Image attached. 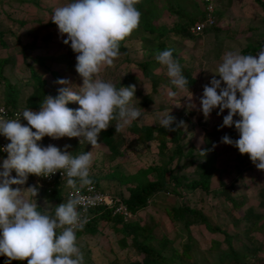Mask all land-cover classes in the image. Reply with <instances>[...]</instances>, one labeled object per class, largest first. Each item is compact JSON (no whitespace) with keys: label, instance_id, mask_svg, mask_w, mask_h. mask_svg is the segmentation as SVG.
<instances>
[{"label":"rangeland","instance_id":"374dc122","mask_svg":"<svg viewBox=\"0 0 264 264\" xmlns=\"http://www.w3.org/2000/svg\"><path fill=\"white\" fill-rule=\"evenodd\" d=\"M179 1L186 7L189 3L188 0ZM151 3L153 5L155 3L156 8H161L156 23L160 20L169 22L175 19L174 15L167 16V12L162 9V0H154V2L151 0L150 5L147 1L144 2V6L152 7ZM7 4L8 6L4 7L7 8V15L0 11V30H11L12 28L7 24L18 26L17 33H20L22 38L19 42H15L14 36L4 32L5 35L2 36L6 46L0 45V57L6 53L12 59L4 66L3 75L10 83L16 84L15 104L19 113H22L25 109H29L25 108L27 97L36 87L27 69V66L31 65V55L38 53L45 60V66L41 68L36 64L32 66L44 77V87L52 91L50 74L45 69L48 68L54 73H67L62 70L64 64H58L54 59L62 55L76 61L77 54L73 52L70 44L63 43L67 37L60 35L57 25L54 27L53 23L44 26L46 21H51L54 10L63 6L60 0H37V4L33 3V0H9ZM24 6H27L29 11H23L21 7ZM217 8L216 26L205 32L202 37L191 40L190 48L184 49V56L181 52L175 54L182 59L179 61L180 65L181 63L190 65L188 69L191 79H195V76H192L194 69L196 73L202 70L195 86L194 84L188 86L193 94L191 101L187 97L190 95L187 88L181 90L170 83L166 66L163 69L146 68L149 75L143 74L141 68L137 66L146 55L139 47L140 40H125L123 45L128 48V55L118 56L113 66L102 68L96 78L111 82L117 88L119 84L125 87L135 85V97L131 104L140 109L142 116L118 134L116 130L109 133L107 137L111 142L106 141L100 133L96 146L78 142L73 152L75 156L91 151L93 163L90 178H93L102 190L124 197L128 194L126 190L128 187L144 182V178L156 177L157 171L145 172L149 166H159L170 171L172 175L184 176L185 179H197L200 177V172L194 170L193 164L197 161L204 163L213 155L211 165L215 171L209 179V192L198 188L192 190L179 186L173 188L172 182L169 181V186L165 188L167 191L157 194L155 199L140 212V219L143 220L148 231L135 237L125 234L120 225L113 223L112 220L97 219L90 226L84 227L81 231L83 235L77 239V244L84 254V264L134 263L143 257L142 251L137 246L139 243L162 250L163 254H168L170 249H176L180 253L183 245H186L187 249L181 255L185 264H212L219 248L225 247L222 242L225 234L229 235L230 244L238 253L244 251L246 247L249 249L258 247L255 256L248 259L249 263L264 264V171L255 167L248 154L241 155L236 147L221 142V138L226 135L229 128H220L228 110L217 115L219 110L216 108L205 120L203 113L199 111L200 97H197L203 92L205 84L210 86L213 72L221 63L224 53L239 51L242 54L241 52L245 51L244 46L253 47L264 40V12L253 0H217ZM187 10L194 12L189 8ZM14 16L20 17L21 23H13L9 19ZM260 26L262 28H258ZM32 28L38 37L30 34ZM42 30L44 32L54 30L58 38L45 42V39L39 38L43 36ZM29 43H33L35 47L21 49L23 44ZM167 43H172L173 50L179 52L176 41L171 39ZM184 46L187 47L188 44ZM261 48H264L263 43L259 44L256 51L253 50L247 55H256ZM22 55L26 56L28 65L23 62ZM67 77L73 80L72 75ZM216 78L219 79L218 76ZM82 83L80 78L77 91ZM169 91L175 92L176 95L170 96ZM3 97L4 88L0 81V102H3ZM33 100L38 101V98L35 97ZM189 103L194 104L195 107L190 108ZM79 107L78 103L71 105L73 109ZM167 112L175 117L172 127L177 128V131L160 134L156 128L161 127L160 118ZM181 121L184 122L183 125L177 127ZM20 122L27 121L21 116ZM233 137H230L233 141L239 139V135ZM161 141L164 143L163 147L159 144ZM179 145L181 151H175ZM212 145H216V149L206 151L205 155L199 151L202 148L210 149ZM187 150H191L190 154L186 153ZM218 171L219 177L216 175ZM164 175L167 178L166 172ZM230 198L234 204L230 202ZM179 203H186L195 208L210 224L218 226L220 230L211 231L205 228L204 224L195 223L189 228L192 238L186 239L181 225L170 220L169 208ZM149 219L152 221L151 226H148ZM253 221L255 227L249 229L248 223ZM147 233L150 235L148 239ZM166 240L167 248L162 249L161 244ZM214 241L220 242L216 249L213 245Z\"/></svg>","mask_w":264,"mask_h":264},{"label":"clouds","instance_id":"9594fccd","mask_svg":"<svg viewBox=\"0 0 264 264\" xmlns=\"http://www.w3.org/2000/svg\"><path fill=\"white\" fill-rule=\"evenodd\" d=\"M139 3L140 0H70L52 13L51 21L60 35L67 37L63 43L70 44L77 54L75 70L83 83L77 91L68 79H57L54 83L62 85L58 94L45 96L38 110L25 109L14 119L0 115V134L10 141L2 149L8 155L0 166V256L7 257L5 264L13 260H27V264H84L76 233L88 223L87 215H82L87 207L81 192L93 184L92 152L74 156L55 145L41 147L37 142L45 136L68 137L94 147L99 134L113 120L118 133L142 116L140 109L131 104L135 85L117 88L96 78L102 68L113 66L121 42L138 28ZM155 59L166 66L172 85L189 91V82L173 59L172 50L158 52ZM213 73L210 86H203L199 111L207 120L214 109L219 108L217 115L227 109L220 128L234 125L239 139L233 141L224 135L221 142L236 147L241 155L248 154L255 167L264 171V48L256 55L228 51ZM169 95L176 93L169 91ZM192 95L190 92L187 96L189 101ZM70 103L80 107L70 108ZM189 107L195 105L189 103ZM0 113L4 109L0 108ZM21 116L27 126L20 122ZM235 116L239 119L234 120ZM174 122L170 112L159 121L168 132L177 131L172 127ZM183 123L179 122L177 127ZM206 151L200 150L203 155ZM57 172L72 191L63 203L55 206L54 213L38 210L37 200H32L38 195L36 186L12 187L25 185L29 174L50 178Z\"/></svg>","mask_w":264,"mask_h":264},{"label":"trees","instance_id":"16d2710c","mask_svg":"<svg viewBox=\"0 0 264 264\" xmlns=\"http://www.w3.org/2000/svg\"><path fill=\"white\" fill-rule=\"evenodd\" d=\"M70 1V0H69ZM150 1L151 0H140V3L136 5L138 10L141 12V19L140 23L137 29H135L129 37H127L125 40L128 39H139L140 40V48L144 51L145 59L137 63V66L141 68V71L143 74L149 75L148 71L146 68L152 69L154 68V64L158 63L155 59V55L158 52H162L164 50H172V56L173 59L178 61H182L179 57H177L174 53V46L172 43H167L168 40L173 39L174 41H183V40H194L198 37H201L205 32L209 31L211 28H214L216 26L217 22V14H218V8H217V0H214L215 2V8H214V18L215 22L212 26L205 28L202 30L200 33H193L190 31V26L193 24L194 21L200 20L203 18V0H188L189 3L187 4V7L182 5L179 0H162V9L167 12V16L174 15L175 19L172 21H158V17L160 14V7L156 8L155 3L154 5L151 3L152 7H145L144 2ZM264 12V0H253ZM154 2V0H153ZM33 3L37 4V0H33ZM68 3V0H60L61 5H65ZM191 9L194 12H190L187 9ZM264 32V30H263ZM49 35L46 34V37L43 39L48 38ZM3 36L0 33V45L1 46H6V42L4 39H2ZM122 41L120 44V49H119V56L120 55H125L127 56V47H125ZM261 44H264V40L260 42ZM260 43L255 44L253 47H245V51H248L249 54L251 51H256L258 49V46ZM35 46L33 43L29 44H23L21 46V49H33ZM150 55H153L154 58H150ZM10 55H7L6 57H0V81L2 82V86L4 88V97H3V102H0V106L4 107L5 109V114L6 118L9 119H14L16 118V114L19 113L20 111L17 110L15 100L17 97V90H16V84L10 83L8 79L3 75V68L6 65V63H9L12 61ZM23 56V62L28 63L26 56ZM31 65L27 64L28 66V74L30 79H33L36 83V87L33 90V92L27 97V102L25 108L29 109H39L41 102L44 100V97L48 94L53 97H55L58 93L51 91V90H46L45 89V80L42 78L40 73H38V70L35 69L32 65L36 64L37 67L41 68L45 66L44 59L42 56L37 54L31 55ZM56 63H61L64 64V67L62 70L66 71L67 73L71 74L74 79L79 80L81 77L75 70V65L76 61L72 60L71 58H68V56H62L58 55V58L54 59ZM30 63V62H29ZM181 70L182 74L187 78L189 82V87L194 83V80L191 79L190 77V72L189 70L187 71V65L185 63H181ZM156 68V67H155ZM47 69V68H46ZM151 71V70H150ZM154 85V83H153ZM121 85L119 84L118 87ZM154 90H152L153 92ZM37 97L38 101H34L33 99ZM68 107L71 108V103L67 105ZM23 125L27 126V122H21ZM112 125L109 126L107 130H103L101 135L104 137L106 141L111 142L107 135L111 132L115 131V120H113ZM174 126V125H173ZM150 128V127H149ZM35 131V129L33 130ZM156 131H158L160 134H165L168 131L163 128V127H157ZM118 134V133H117ZM178 135V132H176ZM119 137V135H117ZM121 138V137H119ZM5 137L0 134V143L5 142ZM122 140V139H121ZM79 142V138H68V137H63L60 139H52L50 137L45 136L41 141H38L37 143L41 147H46L47 143L48 145L53 143V145L57 146L58 148L61 149V151L67 150L69 153H73L74 150L76 149L77 145ZM161 141L159 144L160 146H164V143ZM68 145L67 149H65V146ZM179 148H177L175 151H181ZM212 148V147H211ZM210 148V149H211ZM200 150H207V148H203ZM199 150V151H200ZM208 151V150H207ZM211 151V150H210ZM189 152V153H188ZM190 151H186V153L190 154ZM181 153V152H179ZM185 153V154H186ZM213 155L209 157L206 162L202 163L200 161H197L193 164L194 170L197 172H200V177L197 179H185L184 176L176 175V174H171L170 171L164 170L159 166L152 165L147 167L145 169V172L147 171H157L156 177L154 179H147L144 178V182L142 183H137L136 185H133L132 187H128L126 190L128 192L127 196L124 197L123 195H118V194H113L119 196L123 202L126 204L128 209L132 212H139L138 215L133 218L130 221L123 222L121 219L117 217H110L108 211H103L101 214L95 216V218L92 219L90 223L87 224V226H90L94 221L97 219H102V220H112L113 223H117L120 225L121 230L125 234H130L133 237L137 235H141L145 232L148 231L147 227H145V224L142 219H140V212L143 211L148 204L155 199L156 195L159 194L160 192L167 191L165 188H167L169 185V181L172 182L173 188H176V186H179L181 188L185 189H200L204 192H209V179L212 176L214 170L212 169V159ZM165 172L167 173V178L165 177ZM35 177V176H34ZM93 181V184L96 186L97 183L93 178H90ZM182 180H185L183 183ZM56 185V184H55ZM99 187V186H98ZM53 190V188H52ZM51 190V191H52ZM174 190V189H173ZM232 204H234V201L232 198L229 199ZM250 211H248L249 213ZM169 214H170V220L172 222H177L181 225L182 230L185 231L186 234V239H191L192 236L190 234V226L195 224V223H202L204 224V227L207 228L208 230L211 231H219L218 226H214L210 224L206 217L200 213L198 210H196L193 207H190L186 203H179L171 206L169 208ZM247 219L249 220L248 216ZM150 223H148V226L152 225L151 219H149ZM254 221L248 223V228H254ZM86 226V227H87ZM254 226V227H253ZM81 234V231H77L76 235L77 237ZM150 238L149 233H147V239ZM222 242L224 243L225 247L224 248H219L217 251V255L212 261V264H250L249 263V258L254 257L255 254L257 253L258 247H253L252 249L245 248L244 251L241 253L236 252V250L231 246L230 241H229V235L225 234V237L223 238ZM167 240L163 242L162 249L167 248ZM213 245H215V249L219 247L220 242L214 241ZM213 245H211V248L213 249ZM138 248L140 251L143 253V257L134 263L130 264H185L186 262L183 260L182 256L186 249L187 246L183 245L182 250L180 253L176 249H170L168 254H163L162 250H158L154 247H150L144 244H137Z\"/></svg>","mask_w":264,"mask_h":264},{"label":"crops","instance_id":"0c3cea01","mask_svg":"<svg viewBox=\"0 0 264 264\" xmlns=\"http://www.w3.org/2000/svg\"><path fill=\"white\" fill-rule=\"evenodd\" d=\"M9 0H0V11L2 12V13H4L5 15H7V11H6V9L7 8H4V7H6V6H8V4H7V2H8ZM32 5V4H31ZM32 6H35L34 4L32 5ZM3 10H2V9ZM21 9L23 10V11H29V8L27 7V6H24L23 8L21 7ZM20 9V10H21ZM18 14V13H17ZM17 16V15H16ZM9 18V17H8ZM13 23H21V21H20V17H10L9 18ZM8 19V20H9ZM10 20H9V22H10ZM11 23V22H10ZM53 24V22H51V21H46L45 22V24H44V26H47V25H52ZM10 28H12L11 30L10 29H4L5 31H1L0 30V33H2V35H5V34H9V35H12V36H14L15 37V39H14V41L15 42H19V40H20V38H22V35L20 34V33H17L19 30H18V26H13L12 24H7ZM52 26H56V24H54V25H52ZM9 27H7V28H9ZM48 27H50V26H48ZM258 28H262L261 26L260 27H258ZM34 31V28H32V33H30L33 37L34 36H36L35 35V32H33ZM43 32H42V34L41 35H43L44 36V34H48L49 35V37L48 38H46L44 41L46 42V41H54L55 39H57L58 38V34L57 33H55L54 32V30H50V31H46V32H44V30H42ZM4 32H6L5 34H4ZM28 32H30V31H28ZM43 36H39V38L40 39H43ZM36 37H38V36H36ZM202 37V36H201ZM4 38V37H3ZM2 38V39H3ZM48 39V40H47ZM176 43H177V46H178V49H179V52L176 50V51H174V53L176 54V52L177 53H180L181 52V54H182V56H184L185 54V50L184 49H186V48H190V45L189 44H191V40H188V39H186V40H183V41H176ZM188 44V46L187 47H185L184 45H187ZM140 47V46H139ZM244 47H246V46H244ZM177 48V47H176ZM184 52V53H183ZM242 54H244V55H247V54H249V52L248 51H243V52H241ZM7 55H9V54H7ZM6 55V53H4L3 54V57H6L7 56ZM150 58H154V56L153 55H150ZM183 58H185V57H183ZM186 62V61H185ZM58 64H61V63H58ZM203 65V64H202ZM154 66L156 67L155 69H163L164 68V65H161L159 62L158 63H156V64H154ZM188 67L190 68V65H188L187 66V71L189 70L188 69ZM193 67V66H192ZM45 70H47V72H48V74H50V80H51V84H52V91H55V92H57V89L59 88V87H62V85H58V84H55L54 82L57 80V79H61V78H66V79H68V77L67 76H71V74H69V73H64V74H61V73H54L52 70H49L48 68L47 69H45ZM201 72H202V70H200L199 72L197 71V73H196V71H195V69H194V75H192V76H195V79H194V86H195V84H196V82L198 81V79H199V76H200V74H201ZM59 74H60V77H59ZM65 75V76H64ZM59 77V78H58ZM42 78H44V77H42ZM71 78V77H70ZM68 79L72 84H73V88L75 89V90H77L76 88L78 87V85H79V80H76V79H74L73 77V80L72 79ZM75 85H76V87H75ZM45 89H46V87H45ZM47 90V89H46ZM203 95V92L201 93L200 92V94H198L197 95V97H200L201 98V96ZM71 105L72 106H74V103H71ZM218 110H219V108H217ZM239 119V116H235L234 117V120H238ZM226 135H228L229 137H237L238 135H239V133H238V131L235 129V126L233 125L232 127H229L228 129H227V132H226ZM233 137V138H234ZM6 138V137H5ZM6 141H9L7 138L5 139V142ZM213 146V145H212ZM203 149V148H202ZM214 149H216V147H212L211 149H209V148H207V150L208 151H213ZM73 154V153H72ZM7 153H2L1 151H0V166H2V163H3V160L4 159H6L7 158ZM74 155V154H73ZM0 170H2V167H0ZM215 171V170H214ZM214 173V172H213ZM219 171H218V173H216V175H218V177H219ZM12 175H13V177H15L16 176V173H15V171H13V173H12ZM35 175L34 174H29V177H28V180H27V182H26V184L25 185H23V186H18V185H12V187L13 188H16V187H23V188H27V187H29V186H36L37 188H38V195H37V198H32V200L34 201V202H36V200H37V203H38V210L39 211H41V212H44V211H48V212H50V213H54V210H55V206H57V205H59L60 203H63L64 202V200H66V198H65V196H64V190L67 188L66 187V183L64 182V183H60L59 185H53V190L51 191V192H49V193H47L46 192V190H45V186L46 185H43L42 183L40 184L37 180H36V177H34ZM102 190V189H101ZM104 191V190H103ZM139 213V212H138ZM95 222V221H94ZM83 234H80L78 237H77V239L80 237V236H82ZM86 235V234H85ZM89 236H91L90 234H89Z\"/></svg>","mask_w":264,"mask_h":264},{"label":"built area","instance_id":"2783aa9c","mask_svg":"<svg viewBox=\"0 0 264 264\" xmlns=\"http://www.w3.org/2000/svg\"><path fill=\"white\" fill-rule=\"evenodd\" d=\"M202 4H203V18L194 21L193 24L190 26V31L196 34L200 33L205 28L212 26L215 22L214 0H203ZM0 108L4 109V107L2 106H0ZM4 114H5V109H4V113H0V115H4ZM8 143H10V141L0 143V151L2 153H7L2 149ZM35 177L40 184L42 183L43 185H46L45 190L47 193L51 192L54 184L59 185L60 183L65 182L63 181V177L60 172H57L56 174L52 175L50 178H45L42 176L38 177L36 175ZM71 191L72 190L69 188H66L64 190L65 198L68 197ZM81 195L85 198L86 201L85 206L87 207V212L82 213V215H87L88 223H90L92 219L95 218V216L101 214L103 211H108L110 217H117L121 219V221L123 222L130 221L138 215V212L130 211L119 196L103 191L101 190L100 187L96 186L95 184H92L90 188L86 187L85 189H83ZM89 201L90 203H88ZM87 224L85 225V227L87 226ZM6 260L7 257L0 256V264H5ZM11 264H27V260L24 261L13 260L11 261Z\"/></svg>","mask_w":264,"mask_h":264}]
</instances>
